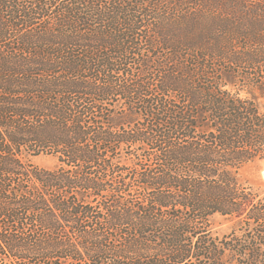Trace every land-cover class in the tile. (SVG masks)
I'll list each match as a JSON object with an SVG mask.
<instances>
[{
	"label": "trees",
	"instance_id": "obj_1",
	"mask_svg": "<svg viewBox=\"0 0 264 264\" xmlns=\"http://www.w3.org/2000/svg\"><path fill=\"white\" fill-rule=\"evenodd\" d=\"M243 91L264 0H0V264H264Z\"/></svg>",
	"mask_w": 264,
	"mask_h": 264
},
{
	"label": "rangeland",
	"instance_id": "obj_2",
	"mask_svg": "<svg viewBox=\"0 0 264 264\" xmlns=\"http://www.w3.org/2000/svg\"><path fill=\"white\" fill-rule=\"evenodd\" d=\"M243 93V95L257 97L264 110V94L262 92L253 91L247 93L246 91H243ZM33 161L47 168H54L58 164V160L55 156L45 154L34 157ZM239 176L243 182L253 186L264 195V158L246 163L240 168ZM212 224L213 234L219 237L229 233L232 228V223L221 215L214 216V218H212Z\"/></svg>",
	"mask_w": 264,
	"mask_h": 264
}]
</instances>
